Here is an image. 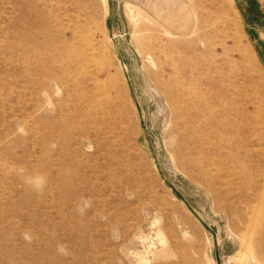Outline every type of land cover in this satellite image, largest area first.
<instances>
[{
    "label": "rangeland",
    "instance_id": "obj_1",
    "mask_svg": "<svg viewBox=\"0 0 264 264\" xmlns=\"http://www.w3.org/2000/svg\"><path fill=\"white\" fill-rule=\"evenodd\" d=\"M0 264H264V0H0Z\"/></svg>",
    "mask_w": 264,
    "mask_h": 264
},
{
    "label": "bare ground",
    "instance_id": "obj_2",
    "mask_svg": "<svg viewBox=\"0 0 264 264\" xmlns=\"http://www.w3.org/2000/svg\"><path fill=\"white\" fill-rule=\"evenodd\" d=\"M189 21V20H188ZM164 48H167V46L166 47H164ZM166 50V49H165ZM164 51V50H163ZM166 52V51H165ZM167 52H168V50H167ZM170 53V52H169ZM187 60V59H186ZM188 62V61H187ZM189 63V62H188ZM188 63H186V65L188 66V67H191ZM187 67V68H188ZM172 100H174V101H176V102H182V104H184L185 105V103L181 100V101H178V99L177 98H171ZM93 101V100H92ZM175 102V103H176ZM95 104V103H94ZM92 105V104H91ZM186 108V107H185ZM200 108V107H199ZM199 108L197 109V107L196 108H192V110H194V112H192L191 110H185V111H187L188 113H185L184 112V114L186 115V117H183L182 115H179V117L181 118V123H182V128L185 130V132H186V140H187V142H190V141H192V139L190 138V136H191V133L190 132H192V127H191V124H193V122H194V117L195 116H197L198 115V113H199ZM92 110V113H96L94 110H93V107L91 108ZM181 110H183V109H181ZM179 111V110H178ZM90 116V115H89ZM93 117H94V115H93ZM96 117H97V115H96ZM96 117H95V120H97L96 119ZM88 118H91V117H88ZM99 118V117H98ZM184 118V119H183ZM196 118V117H195ZM94 119V118H93ZM89 120V119H88ZM92 121V120H91ZM94 121V120H93ZM98 121V120H97ZM95 122V121H94ZM93 122V123H94ZM100 122V121H99ZM91 125V124H90ZM96 125H94V127H95ZM90 127V126H89ZM93 127V126H92ZM91 128V127H90ZM92 129V128H91ZM96 131V130H95ZM94 131V132H95ZM98 131V130H97ZM94 132H92V133H94ZM252 226V225H251Z\"/></svg>",
    "mask_w": 264,
    "mask_h": 264
},
{
    "label": "crops",
    "instance_id": "obj_3",
    "mask_svg": "<svg viewBox=\"0 0 264 264\" xmlns=\"http://www.w3.org/2000/svg\"><path fill=\"white\" fill-rule=\"evenodd\" d=\"M165 2V1H164ZM165 5V3H164ZM181 13H179L178 16H173V17H170L166 20V24L169 25L170 27L180 31V32H184L186 30V27H187V20H186V17H181ZM186 16V15H184Z\"/></svg>",
    "mask_w": 264,
    "mask_h": 264
}]
</instances>
